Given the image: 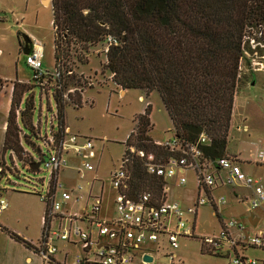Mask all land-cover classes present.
<instances>
[{
    "label": "trees",
    "instance_id": "obj_1",
    "mask_svg": "<svg viewBox=\"0 0 264 264\" xmlns=\"http://www.w3.org/2000/svg\"><path fill=\"white\" fill-rule=\"evenodd\" d=\"M49 4L52 70L57 73L44 70L32 76L31 86L21 80L12 82L0 158L7 149L11 160L15 158L25 168L37 170L29 168L33 156L19 139L20 134H25L21 133L17 117L23 125L35 129L33 134L37 135L38 129V122L29 121L31 94L19 109L21 95L33 86L38 91L48 89L56 120L55 128L49 131L57 143L64 127V106L81 105V88L77 87L80 76L73 72L72 64L86 63L89 48L101 41L108 42L102 66L111 81L121 89L137 88L145 95L156 91L173 135L194 140L203 132L208 137L202 145L204 154H224L233 97L241 77L237 76L241 38L246 26L264 23V0H49ZM149 112L150 104L146 103L134 115V128L122 141L120 162L128 174L125 192L131 199L143 189L157 195L160 178L147 174L143 158L129 152L127 146L133 145L156 158L170 154L153 143ZM38 137L46 151L41 152L36 145V156L43 159L49 150L44 136ZM0 228L31 250L37 249L35 243L18 233L3 225Z\"/></svg>",
    "mask_w": 264,
    "mask_h": 264
},
{
    "label": "rangeland",
    "instance_id": "obj_2",
    "mask_svg": "<svg viewBox=\"0 0 264 264\" xmlns=\"http://www.w3.org/2000/svg\"><path fill=\"white\" fill-rule=\"evenodd\" d=\"M50 20L49 0H0V153L9 105L8 86L14 80H21L30 86L29 82H32V69L25 63V53L21 50L19 37L21 33H26L42 44L41 69L51 71L54 66ZM259 29L264 31V23L246 26L243 33L256 36V30ZM104 44L101 41L89 48L86 63L72 64L73 72L80 76V85L77 87L81 88V105L73 107L68 103L63 112V124L68 126L71 132L90 137L93 156L89 157L88 161L92 168L85 170L82 176L77 174L75 165H79L80 158L72 150H68L66 159L69 166L58 172V180L65 188L72 190V198L62 202V208L70 206L69 211L82 212L89 191L91 194L101 195L98 217L110 219L115 216L116 195L110 174L120 165L124 149L122 141L129 130L134 128V115L142 111L145 101L150 104L149 119L152 126L149 135L152 139L165 140L171 137L172 126L156 91L145 95L137 88H125L121 92V88L109 79V72L102 66ZM259 52L264 50L260 49ZM249 73L246 71L238 78L235 92L249 78ZM250 76H255V82L245 90L239 89L232 102L224 154L228 153L248 161L242 169L257 174L263 173L262 167L254 165L253 160L256 147L264 146V67ZM48 92V89L38 91V87L33 86L31 91L23 92L18 103V108L22 109L24 99L31 94L33 108L29 121L30 124L38 122L37 135L32 133L35 129L23 125L18 117L16 121L21 133L25 134H20V142L33 157L37 155L36 145L41 152L46 151L38 135H48L50 128L52 130L56 126V120L52 117L55 105ZM243 122L248 125L245 131L240 126ZM236 125L239 127L236 128ZM0 160L3 161V164H0V197L6 203V206L0 209V223L36 243L40 237L44 210V201L38 193H44L48 185V169L43 163L38 165L37 170L27 169L15 158L11 160L7 149L3 151ZM184 175L186 181L181 185L173 183L169 190L171 197L183 208L193 204L196 197L193 172L188 169L184 171ZM87 180L90 184H87ZM77 183L83 185L79 190L74 188ZM212 193L223 194L225 198V202L218 205L216 213L212 205L206 202L197 206L193 220L190 214L185 216L186 223L193 225L194 236L218 233L220 223L230 218L239 219L246 226L249 224L247 200L243 198L244 194L249 195V188L242 185L233 188L223 185L216 187ZM74 196H79V200L74 201ZM54 197L59 199V193L56 192ZM254 211L260 215L258 226H261L262 213L258 209ZM55 242L57 246H62V240ZM68 247L71 251L67 261L71 262L73 256L81 250L78 245ZM174 251L180 259L179 264H234L231 261V252L214 254L202 251L197 237L180 236ZM243 253L256 258L255 264H264V256L259 249L245 247ZM160 260L163 261V258Z\"/></svg>",
    "mask_w": 264,
    "mask_h": 264
},
{
    "label": "built area",
    "instance_id": "obj_3",
    "mask_svg": "<svg viewBox=\"0 0 264 264\" xmlns=\"http://www.w3.org/2000/svg\"><path fill=\"white\" fill-rule=\"evenodd\" d=\"M256 31V36L248 33L242 35L237 76L243 71H257L264 67V52H259L260 49L264 50V31ZM29 40L30 51L25 54L24 60L31 67L32 76L36 77L44 72L41 69L42 44L31 36ZM107 45L108 42L103 46L104 52ZM51 72L57 73L54 70ZM8 89L10 94L12 83ZM139 97L143 99L142 95ZM44 138L49 150L47 155L43 159L40 156L32 157V161H37L38 165L43 163L49 172L44 193H38L44 201L40 237L35 243V252L41 264H179L180 259L174 249L180 236L197 237L202 251L214 254L231 252L234 264L257 262L256 258L243 253L245 247L259 249L264 256V224L256 227L249 222L246 226L241 220L230 218L220 223L218 233L194 236L192 223L189 225L185 221L186 214H190L193 220L197 206L206 202L212 205L216 213L218 205L224 203L225 198L223 194L214 195L212 191L223 185L249 188L250 194L243 197L247 200L248 213L260 209L264 221V172H245L239 162L229 155L210 157L204 154L202 145L208 142V137L203 132L194 140H183L173 134L165 140L153 139L154 144L170 151L165 158L145 154L133 145L127 146L129 152L143 158L147 174L160 178L159 192L154 195L150 189H143L135 199H131L125 192L128 174L124 163L120 162L119 167L110 174L116 188L115 216L110 219L98 217L101 195L89 191L82 212L69 211L70 206H61L62 202L72 198V190L65 188L58 180V172L69 166L66 159L68 150L80 158L79 165H75L77 174L82 176L85 170L92 168L88 161L93 156L90 137L71 132L64 125L57 143L53 141L51 131ZM253 164L264 168V146L256 147ZM188 169L193 172L196 197L193 204L183 208L171 197L169 190L173 183L181 185L186 181L184 171ZM87 184H90L89 180ZM82 187L81 183H77L74 188L79 190ZM56 192L59 199L54 197ZM77 200L79 196H74V201ZM5 206V201L0 197V209ZM55 240H62V246H57ZM77 245L81 252L75 254L71 262L67 261L71 251L68 246ZM144 254L151 259H144Z\"/></svg>",
    "mask_w": 264,
    "mask_h": 264
},
{
    "label": "crops",
    "instance_id": "obj_4",
    "mask_svg": "<svg viewBox=\"0 0 264 264\" xmlns=\"http://www.w3.org/2000/svg\"><path fill=\"white\" fill-rule=\"evenodd\" d=\"M28 37H30V36H28ZM244 72H246V71H243L241 74H243ZM247 72H250L249 73L250 75H252V74L254 75V71H247ZM250 75H249V78L246 80V82L238 88L237 92L239 91V89L245 90L248 87V85H251L255 82V76L253 78H251ZM122 91H123V89H121V92ZM237 92H235V94H234L233 101L236 98ZM230 120H231V116H230ZM230 120H229V125H230ZM240 126H241L243 131L247 130L248 125L246 123L243 122V123H241ZM238 127H239V125H236V128H238ZM225 155H229V154L226 153ZM229 156H231V155H229ZM231 157L235 158L239 162L241 168L243 165L248 163V161L245 162L243 160L238 159L237 156H231ZM1 159H2V155H1ZM262 169L264 172L263 167H262ZM244 196L246 197L248 195L244 194L243 197ZM258 210H260V209H258ZM250 212H251V217L257 219L255 225H256V227H258L260 215L256 214L255 211H250ZM260 212H261V210H260ZM249 213H248V215H249ZM263 224H264V221L261 225H263ZM0 225H3L5 227H7L8 229H10L7 225H5L3 223H0ZM10 230H12V229H10ZM19 235H21L23 238L30 241L31 243H34L30 239H27L22 234H19ZM251 248H253V247H251ZM0 264H41V260H40L39 255L35 251L24 246L21 242L13 239L11 236H9V234H7L3 229L0 228Z\"/></svg>",
    "mask_w": 264,
    "mask_h": 264
},
{
    "label": "water",
    "instance_id": "obj_5",
    "mask_svg": "<svg viewBox=\"0 0 264 264\" xmlns=\"http://www.w3.org/2000/svg\"><path fill=\"white\" fill-rule=\"evenodd\" d=\"M19 41L21 42L22 46H21V50L23 53H29L30 51V40L29 37L26 33H21V36L19 37ZM38 165L37 161H34L33 163H30L28 166L31 169L36 168ZM248 222H250L251 225H255L257 219L256 218H252L251 217V212L249 213V215L247 216ZM144 259L146 260H150L151 257L148 254H144Z\"/></svg>",
    "mask_w": 264,
    "mask_h": 264
},
{
    "label": "flooded vegetation",
    "instance_id": "obj_6",
    "mask_svg": "<svg viewBox=\"0 0 264 264\" xmlns=\"http://www.w3.org/2000/svg\"><path fill=\"white\" fill-rule=\"evenodd\" d=\"M20 42V41H19ZM20 46H22L21 42H20Z\"/></svg>",
    "mask_w": 264,
    "mask_h": 264
}]
</instances>
